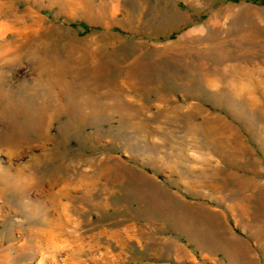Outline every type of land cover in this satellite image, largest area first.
Returning a JSON list of instances; mask_svg holds the SVG:
<instances>
[{"label": "rangeland", "instance_id": "obj_1", "mask_svg": "<svg viewBox=\"0 0 264 264\" xmlns=\"http://www.w3.org/2000/svg\"><path fill=\"white\" fill-rule=\"evenodd\" d=\"M72 45L67 71L98 72L66 76L50 108L28 63ZM4 52L25 62L2 64L0 137L25 99L49 113L30 146H0V169L30 181L0 188V264H264V200L234 179L264 188V0H0ZM69 95L92 104L64 110Z\"/></svg>", "mask_w": 264, "mask_h": 264}, {"label": "bare ground", "instance_id": "obj_2", "mask_svg": "<svg viewBox=\"0 0 264 264\" xmlns=\"http://www.w3.org/2000/svg\"><path fill=\"white\" fill-rule=\"evenodd\" d=\"M74 41L76 42L77 40H74ZM63 47H66V46H63ZM58 48H60V46ZM76 48H77V45H72L71 48L69 49L68 53H67L68 56H63V57H62V55H60V52L56 51L55 49H52V50L51 49H47V50L45 49L44 51H46V52L43 53L42 56L39 57V59L34 58V60L37 59L36 62L32 61L31 63H28V65L36 64L43 71V74L42 73H38V75L41 74V75H39V79L44 81L46 86H44L43 89H41V91H39V92H41V94L43 95L44 98H46V100H47V98H49L48 100H49V107L50 108H53V106H55L54 105L55 104V98L54 97L59 95L57 93V91H55V89H61L65 85V78H67L66 76H68L69 74L71 76H73L72 74H74V73H76V75H82V74L84 75V73H86L87 74L86 77H89V76H93L94 77V75L97 74V72H98V70L92 68L93 66L91 67L93 70L91 68L89 69V68H83V67L82 68L76 67L74 69L75 72H68L67 71V70H69V67L71 66L70 65L71 63L69 62V60L66 57L72 58V55H76ZM66 50H65V52L63 50H61V53L63 51L66 54ZM6 53H7V56L5 55ZM11 54L12 55L9 56L8 52H4L0 56V61H1V64H0V100H2V99L7 100L5 95L7 93L10 94V92H11L10 90H12V88L14 87V84L13 85L11 84V86H9V88H7L5 90L3 89V85L4 84H9V83H7L9 76L6 73L5 68H3L2 64L7 61V63H9L8 66L10 67V62L11 61H13V62H15V61L25 62V60L21 61L22 55L14 54L13 52ZM78 56H80V57H78ZM85 57H86V54H84V52L80 53V55H77V58H79V60L81 59L82 61L85 60L84 59ZM81 60H80V62H81ZM94 66H95V64H94ZM9 67H7V68L9 69ZM67 67H68V69H67ZM230 70H231V72H229V73L227 72V76H229V74H232V77H235L241 72V69L239 68V66H234ZM201 71H203V70H201ZM212 71L214 72L215 70H212ZM199 77H198V79L202 80V78H204V72H203L202 78H201V76H199ZM25 87H26V85H25ZM67 91H68V89H67ZM227 91H229V93L233 94L234 89H230V90H227ZM23 94H25V93H23ZM30 94H32V92ZM74 94H76V92ZM188 95L189 94L186 93V94H184V97L186 98V97H188ZM24 97L29 98L28 91L26 93V96H24ZM261 97H263V99ZM261 97H259V99H258V101H260L258 103V107H259L260 114L263 117L264 116V93H262V92H261ZM89 99L86 100V97H85V100H84V98L82 99L81 96L77 97V95H72V96L69 95V98L66 101L67 108L66 109L64 108V110L72 109V110L78 111L79 110L78 108H80L82 105H85L86 107L88 105V107H90L92 103H90ZM26 103H28L27 99H25V101H24V107H23L22 111L18 114V115L22 116L21 119L18 122L16 121V123L12 126V129H11L10 132H8L5 136L2 135V137H0V146H5L7 148L8 155H12L16 148H18L21 144H25V142H27V141L29 142L28 146H30V141L28 140L29 139L28 138V131H27L26 128L29 127L28 124L31 121H35V122H33L34 125H30V127H29L30 129H32L34 131L33 133H37L38 131L42 130V128L38 125L39 121H41L42 126H43V120H44V122L47 121L46 119L48 117L49 110L47 111L46 115L44 114L45 108H48L47 107V103L45 105L42 104V106L37 108V109H35L32 105H29V104H27L25 106ZM120 104H121V102H120ZM93 105L98 110H104L103 107L101 108L98 104L97 105L93 104ZM1 106H4V104H1L0 107ZM5 106H9V105L5 104ZM162 109H164V110H160L162 114L165 113L164 112L165 109L168 110V111L170 110L172 112H175V114H176V112L178 113V111L181 114V111H182L180 109V104L171 105L168 108L165 107V108H162ZM61 111H62V108H61ZM192 111L193 110H190L188 112L190 114H188L187 112H186V114L194 115V114H192L193 113ZM24 112H25L26 115H24ZM126 112H122L121 111L120 116L121 117L125 116L127 114ZM172 114H174V113H172ZM180 114H178V116ZM186 114H184V115H186ZM71 116H73V115H71ZM186 120H188V118ZM129 122L131 124V127H134L135 129H137L139 131H144V129H143L144 127L140 123H138L136 121H133L131 119L129 120ZM187 124H188V126L190 128H194V129L196 127H201L202 126L201 122L197 123V122L192 121V120L191 121L190 120L187 121ZM190 128H189V130H190ZM48 136H49V134H48ZM54 141L55 142H59L57 138H55ZM28 170L30 171L29 167H28ZM28 177H29V175L28 176L26 175V179L21 181L18 175H16V174L15 175H10L9 171H8V168L7 169H0V188L2 189L1 192L6 194V192L9 191V190H13V192H14V190H20L19 186H22V184H24V183H25L24 187H27V184L30 182L28 180ZM231 178H234V177H231ZM234 179H235V191L237 192V196L239 197V200L241 202H245V201L249 200L251 197H253L252 195H254V194L256 195L257 198L264 200V188H263L262 184L260 182H258L254 177H251V176L250 177L249 176H235ZM260 228L259 229L257 228V229H258V234L261 235V234L264 233V228H262V227H260ZM247 264H251V261L248 262Z\"/></svg>", "mask_w": 264, "mask_h": 264}]
</instances>
